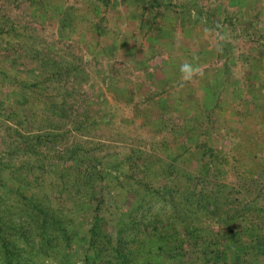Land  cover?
Here are the masks:
<instances>
[{"label": "rangeland", "instance_id": "rangeland-1", "mask_svg": "<svg viewBox=\"0 0 264 264\" xmlns=\"http://www.w3.org/2000/svg\"><path fill=\"white\" fill-rule=\"evenodd\" d=\"M253 237L264 0H0V264H264Z\"/></svg>", "mask_w": 264, "mask_h": 264}, {"label": "clouds", "instance_id": "clouds-1", "mask_svg": "<svg viewBox=\"0 0 264 264\" xmlns=\"http://www.w3.org/2000/svg\"><path fill=\"white\" fill-rule=\"evenodd\" d=\"M219 36V33H217ZM221 40L224 39V37H219ZM220 48L217 47V51H219ZM180 73H181V81L182 82H189L193 80L196 76L202 74V68L199 65H193L191 62L185 61L180 66Z\"/></svg>", "mask_w": 264, "mask_h": 264}, {"label": "trees", "instance_id": "trees-1", "mask_svg": "<svg viewBox=\"0 0 264 264\" xmlns=\"http://www.w3.org/2000/svg\"><path fill=\"white\" fill-rule=\"evenodd\" d=\"M98 224H97V222L95 221V222H93V225H92V228H91V231H90V235H92V233L94 232V230H96V229H98ZM62 233L63 234H66L67 232H66V230L65 229H62ZM261 239H255L254 237L253 238H251L250 239V242H249V244H251L250 246H248V247H243V246H239L238 248H237V250H240V249H244V250H246V251H248L249 249H258V250H260V252H261V250H263L264 249V246L261 244V241H260ZM50 242V241H49ZM189 246H191V247H193L192 246V244H190ZM180 248H181V251L182 252H185V250H186V247H184L183 246V244H180ZM8 250V246L7 245H5V252ZM86 258V260H88V256L87 257H85ZM89 262V261H88ZM63 263L64 264H68V261L67 260H63Z\"/></svg>", "mask_w": 264, "mask_h": 264}]
</instances>
